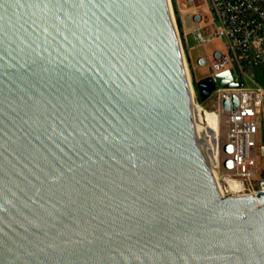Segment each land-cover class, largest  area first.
<instances>
[{
	"label": "water",
	"instance_id": "obj_1",
	"mask_svg": "<svg viewBox=\"0 0 264 264\" xmlns=\"http://www.w3.org/2000/svg\"><path fill=\"white\" fill-rule=\"evenodd\" d=\"M214 80L199 101L242 85ZM0 264H264V189L222 196L169 0H0Z\"/></svg>",
	"mask_w": 264,
	"mask_h": 264
},
{
	"label": "built area",
	"instance_id": "obj_2",
	"mask_svg": "<svg viewBox=\"0 0 264 264\" xmlns=\"http://www.w3.org/2000/svg\"><path fill=\"white\" fill-rule=\"evenodd\" d=\"M196 1L185 0L184 13H191L193 28L185 32L182 24L180 29L183 42L190 33L195 42L193 48L206 50L197 59L199 66H207L205 75H191L185 63L200 130L204 131L222 196L255 195L264 189L257 186L258 182L264 185V176L253 168L264 89L252 78L250 70L264 63V0H200L194 4ZM172 3L175 6L178 0ZM209 45L213 46L210 54L206 49ZM221 71H229L230 82L242 85H216L206 99L211 100V105L203 107L195 83L207 77L215 82L214 75ZM232 96L237 99L236 107ZM260 153L264 155V146H260Z\"/></svg>",
	"mask_w": 264,
	"mask_h": 264
},
{
	"label": "rangeland",
	"instance_id": "obj_3",
	"mask_svg": "<svg viewBox=\"0 0 264 264\" xmlns=\"http://www.w3.org/2000/svg\"><path fill=\"white\" fill-rule=\"evenodd\" d=\"M200 3V0H197L194 4ZM195 6V5H193ZM171 11L172 16L174 18V23L178 30L179 39L181 42V48L184 55V61L187 65L188 72L192 74H197V76H203L206 74L207 66H199L197 64V59L200 56H204L206 50L202 48H193L195 42L193 41L190 33H187L185 37V42H183V35L180 29V25H184L185 32H189L193 27V24L190 20L191 13H184V10L187 6H185V0H178V4L175 6L171 0ZM192 7V5H191ZM182 27V26H181ZM208 53L213 49L212 45L206 47ZM215 62V61H214ZM198 65V66H197ZM217 65V64H216ZM199 101V99H198ZM203 107H208L211 105V100H205L203 102L199 101ZM259 126H258V133L256 138V150H255V162L253 163V168L260 174V176H264V155L260 153V146H264V102L261 106V114L258 116Z\"/></svg>",
	"mask_w": 264,
	"mask_h": 264
},
{
	"label": "trees",
	"instance_id": "obj_4",
	"mask_svg": "<svg viewBox=\"0 0 264 264\" xmlns=\"http://www.w3.org/2000/svg\"><path fill=\"white\" fill-rule=\"evenodd\" d=\"M252 78L264 89V63L250 70Z\"/></svg>",
	"mask_w": 264,
	"mask_h": 264
},
{
	"label": "bare ground",
	"instance_id": "obj_5",
	"mask_svg": "<svg viewBox=\"0 0 264 264\" xmlns=\"http://www.w3.org/2000/svg\"><path fill=\"white\" fill-rule=\"evenodd\" d=\"M208 118H209V116H208ZM198 122H199V120H198ZM211 129H210V131L211 132H213L212 130H213V128L211 127V126H209ZM202 134H203V136H204V131H202ZM213 134V133H212ZM208 149V148H207Z\"/></svg>",
	"mask_w": 264,
	"mask_h": 264
}]
</instances>
